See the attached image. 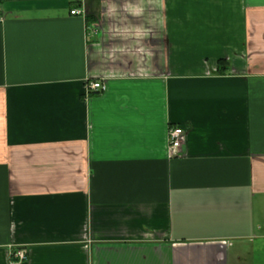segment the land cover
<instances>
[{
  "label": "crops",
  "instance_id": "crops-1",
  "mask_svg": "<svg viewBox=\"0 0 264 264\" xmlns=\"http://www.w3.org/2000/svg\"><path fill=\"white\" fill-rule=\"evenodd\" d=\"M0 9V264H264V0Z\"/></svg>",
  "mask_w": 264,
  "mask_h": 264
},
{
  "label": "built area",
  "instance_id": "built-area-1",
  "mask_svg": "<svg viewBox=\"0 0 264 264\" xmlns=\"http://www.w3.org/2000/svg\"><path fill=\"white\" fill-rule=\"evenodd\" d=\"M73 15H80L82 11L79 9H74L71 11ZM5 20L4 15L0 9V23ZM106 89L102 82H94L91 84V90L93 91H104ZM184 138V129L180 126H172L170 128V141L171 149L174 155H177V151L181 148ZM13 263L14 264H25L27 261V252L24 249H19L13 253Z\"/></svg>",
  "mask_w": 264,
  "mask_h": 264
}]
</instances>
